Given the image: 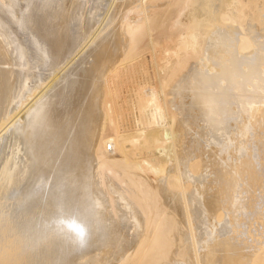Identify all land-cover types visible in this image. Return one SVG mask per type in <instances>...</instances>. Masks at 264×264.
Segmentation results:
<instances>
[{"label": "bare ground", "instance_id": "bare-ground-1", "mask_svg": "<svg viewBox=\"0 0 264 264\" xmlns=\"http://www.w3.org/2000/svg\"><path fill=\"white\" fill-rule=\"evenodd\" d=\"M0 264H264V0H0Z\"/></svg>", "mask_w": 264, "mask_h": 264}, {"label": "rangeland", "instance_id": "rangeland-1", "mask_svg": "<svg viewBox=\"0 0 264 264\" xmlns=\"http://www.w3.org/2000/svg\"><path fill=\"white\" fill-rule=\"evenodd\" d=\"M41 13H42V12H41ZM91 59H92V57H90V58L88 59V61H92ZM85 65H86V64H85ZM85 65H84V66H85ZM88 65H89V63H87V66H88ZM64 71H65V70H64Z\"/></svg>", "mask_w": 264, "mask_h": 264}]
</instances>
